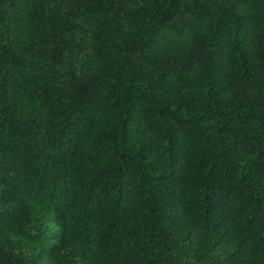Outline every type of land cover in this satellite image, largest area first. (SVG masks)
<instances>
[{
	"label": "trees",
	"instance_id": "trees-1",
	"mask_svg": "<svg viewBox=\"0 0 264 264\" xmlns=\"http://www.w3.org/2000/svg\"><path fill=\"white\" fill-rule=\"evenodd\" d=\"M0 264H264V0H0Z\"/></svg>",
	"mask_w": 264,
	"mask_h": 264
}]
</instances>
